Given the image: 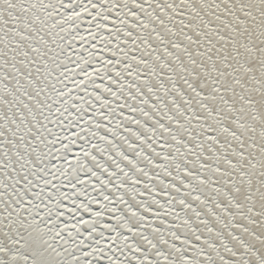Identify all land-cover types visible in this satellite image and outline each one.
Masks as SVG:
<instances>
[{"label":"snow or ice","instance_id":"1","mask_svg":"<svg viewBox=\"0 0 264 264\" xmlns=\"http://www.w3.org/2000/svg\"><path fill=\"white\" fill-rule=\"evenodd\" d=\"M0 264H264V0H0Z\"/></svg>","mask_w":264,"mask_h":264}]
</instances>
